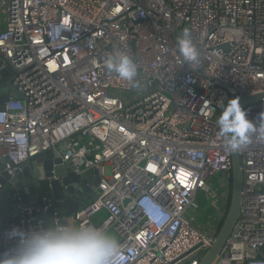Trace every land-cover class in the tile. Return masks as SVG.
<instances>
[{"label":"built area","instance_id":"obj_1","mask_svg":"<svg viewBox=\"0 0 264 264\" xmlns=\"http://www.w3.org/2000/svg\"><path fill=\"white\" fill-rule=\"evenodd\" d=\"M184 29L199 52L192 64L178 50ZM115 49L137 63L138 89L106 69ZM0 61L12 69L0 191L55 150L76 174L98 173L96 199L66 222L113 235L117 264H199L217 228L194 225L198 197L219 223L229 199L231 153L217 120L230 99L264 93V0H0ZM243 109L256 128L238 151L240 212L212 264H264V97ZM20 210L28 217L1 231L0 253L13 227L60 222Z\"/></svg>","mask_w":264,"mask_h":264},{"label":"clouds","instance_id":"obj_2","mask_svg":"<svg viewBox=\"0 0 264 264\" xmlns=\"http://www.w3.org/2000/svg\"><path fill=\"white\" fill-rule=\"evenodd\" d=\"M177 43L185 62L198 61L199 52L188 29L183 30ZM103 63L133 89L141 86L138 65L127 53L115 49L106 55ZM217 125L224 138V149L230 153L246 146L256 128L247 118L239 97L227 102ZM6 238L13 245L0 253V264H117L120 253L119 241L113 235L90 224H61L52 220L47 227L27 230L13 227Z\"/></svg>","mask_w":264,"mask_h":264},{"label":"water","instance_id":"obj_3","mask_svg":"<svg viewBox=\"0 0 264 264\" xmlns=\"http://www.w3.org/2000/svg\"><path fill=\"white\" fill-rule=\"evenodd\" d=\"M0 61V109L1 104L8 101L12 95L9 75L12 72L10 66L2 67ZM24 100L21 95H17ZM263 94L252 97H242V108L258 102ZM231 178L229 188V205L225 217L217 226L215 240L212 247L205 253L199 264H212L216 255L225 244L240 212L241 193V163L238 152L231 153ZM7 181L8 184H7ZM100 183V177L96 171L87 170L76 174L71 166L63 163L60 155L55 150H48L42 155L22 165L13 178L6 176L1 184L7 197L0 201V233L8 230V224L19 222L22 215L27 218L21 209H33L32 215L37 219H48L57 213L61 224H65L67 218L73 217L81 207L96 199L94 189ZM17 196V197H16ZM47 201L52 202V208L45 213L36 212L42 210ZM14 216V217H13ZM13 217V218H10ZM195 250V249H194ZM194 250L185 254L182 258L190 255Z\"/></svg>","mask_w":264,"mask_h":264},{"label":"rangeland","instance_id":"obj_4","mask_svg":"<svg viewBox=\"0 0 264 264\" xmlns=\"http://www.w3.org/2000/svg\"><path fill=\"white\" fill-rule=\"evenodd\" d=\"M225 193V190L223 191ZM7 197V192L0 191V199L3 200ZM0 200V201H1ZM198 203L200 206L193 214L195 223L194 225L202 231L210 233L213 229H216L218 222V212L210 205V203L203 198V195H199Z\"/></svg>","mask_w":264,"mask_h":264},{"label":"trees","instance_id":"obj_5","mask_svg":"<svg viewBox=\"0 0 264 264\" xmlns=\"http://www.w3.org/2000/svg\"><path fill=\"white\" fill-rule=\"evenodd\" d=\"M228 205H229V201H228ZM228 205H227V209H228Z\"/></svg>","mask_w":264,"mask_h":264}]
</instances>
